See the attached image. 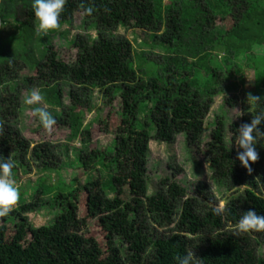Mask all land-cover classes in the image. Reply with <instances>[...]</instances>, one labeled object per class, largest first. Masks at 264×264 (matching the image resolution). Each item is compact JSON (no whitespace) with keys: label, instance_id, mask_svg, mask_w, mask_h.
Returning <instances> with one entry per match:
<instances>
[{"label":"trees","instance_id":"trees-1","mask_svg":"<svg viewBox=\"0 0 264 264\" xmlns=\"http://www.w3.org/2000/svg\"><path fill=\"white\" fill-rule=\"evenodd\" d=\"M32 2L0 1V158L14 163V178L29 154L17 122L23 68L37 72L25 75L26 86L38 81L43 101L55 111L64 99L59 81L70 82V139L80 138L82 147L73 161L62 165L54 161L50 143L33 149L32 156L44 170L56 171L58 180L53 184L51 175L41 177L35 199L27 202L20 193L14 216L0 221V264H177V256L193 252L195 264H264L249 231L227 229L237 227L250 209L264 214L263 194L247 189L232 195L228 214L217 215L207 204L212 199L208 194L203 193V200L188 196L177 176L161 179L157 192L150 193L146 175L152 139L170 143L176 133L186 131L190 143H200L204 118L215 97L227 89L226 79L252 70L255 91L264 97V0H66L61 15L83 12L86 22L100 31L93 40L89 34L77 35V57L71 64L58 57L48 36L36 33ZM9 25V39H3L2 31ZM121 26L150 31L159 38L156 46L162 54L154 59L151 51L141 49L134 60L131 42L114 33ZM94 89L104 93L109 105L120 97L121 107L114 111L127 132L109 152L90 149L91 126L84 125L82 110L78 111L92 110ZM260 113L264 103L241 124L230 126L232 142L240 126ZM215 124L209 149L214 180L221 186L245 173L227 153L226 120L218 118ZM258 127L264 131V122ZM256 151L258 158L264 155V137ZM98 165L107 170L105 180L89 175L81 185L76 178H64L73 171L91 174ZM115 174L126 179L127 194L118 192ZM257 175L264 184V166ZM197 191L203 192L202 186ZM85 194L87 216L97 219L105 232L104 246L83 233L87 218L79 216V201ZM43 196L51 197L49 205L60 206L53 226L45 230L28 218L45 206ZM175 222L169 235H157L155 225ZM254 241L259 245L258 238Z\"/></svg>","mask_w":264,"mask_h":264},{"label":"rangeland","instance_id":"rangeland-1","mask_svg":"<svg viewBox=\"0 0 264 264\" xmlns=\"http://www.w3.org/2000/svg\"><path fill=\"white\" fill-rule=\"evenodd\" d=\"M165 2L170 3V0H165ZM37 24L38 20L35 26ZM11 26L12 25H9L3 29V39L8 37L7 35L12 30ZM86 26L90 27V29H88L89 31H86ZM82 33L89 34L91 40L100 35V31L86 22L84 13L79 11L65 16L60 15L59 27L50 30L47 34L40 35L48 36L49 42L52 43L58 57L71 64L76 60L78 52V48L73 45V42L76 40L77 35ZM104 33L106 34L107 32L105 31ZM114 33L116 36L126 38L131 42L134 47L132 54L134 60L136 59V53L141 52V49L147 52L151 51L153 54L151 58L154 59H157L154 55L162 54L161 49L156 46L157 42L159 43V38L157 40L148 30L121 26L114 31ZM8 39L9 37L7 40ZM2 41L3 40L0 41V44ZM229 66V63H227L226 67ZM20 73L21 76L19 81L22 87L20 99L21 110L18 112L17 122L22 130L24 140L29 145V154H27L23 161L24 167H20L14 178H12L19 190V199L8 215L0 216V221H9L10 218L14 216L15 211L20 207V193L24 194L23 198L27 202L35 199L36 196L34 194L37 189H40L39 179L41 177L51 175L53 178L50 183L53 184L58 180L56 171L50 172L44 170L43 163L37 161V159L32 156L31 153L35 147L41 143H50L56 154L54 161L59 163V165L73 161L76 157V152L82 147L80 138L70 139L72 135L70 129V119L72 116L70 110L71 100L68 95L69 90L72 89L70 82L64 81V79L59 81V85L64 88V99L63 105L55 111L49 107L43 99L38 104L27 105L23 103V97L27 95L31 89L39 91V86L38 81H35L27 87L26 80H24L25 75H36V71L31 73L23 68ZM232 86H235V88H231ZM256 86L255 73L248 69L245 71L243 77L240 75L232 76L223 82V87H227V89L215 97L206 114L204 118L203 134L199 144L190 143L189 136L185 133L186 131L176 133L174 140L170 143L154 139L149 142L146 175L149 182L150 193L157 192L161 186L159 183L161 179L173 177V175H175L177 176V180L188 189V196L202 199L203 193L208 194L212 199L207 202V204L215 208H222V213L224 215L228 214L227 204L232 195L240 194V192H244L247 189H254L264 196V184L257 175L258 168L264 166V155L258 158L257 161H251V163H249L252 169V171L249 172L242 166L237 158V153L243 151V149L237 144L238 137L236 141L232 142L234 133L230 130V126L233 123L239 122L241 124L245 116L251 114L260 103H264V97H259L255 91ZM249 95L257 99H248ZM90 105L92 110H87L86 108L78 110H82L81 113H83L84 125L91 126L90 149L109 152L110 149L116 148V140L118 141L121 139L118 136L127 132L122 126L119 116L114 111V109H119L121 107L120 97L113 98L112 105H109L105 103L104 93L99 89H94L92 91ZM38 107H45L55 118L56 123L51 130H46L41 124L38 115L35 113V109ZM218 118H224L227 122L226 143L229 147L227 153L230 154L231 163L237 165V169L245 173L244 176L237 178L235 181H232V179L223 181L221 186L214 180L215 173L211 166L213 156L212 151L209 149V142L212 139V130L215 128V123ZM66 148H68L67 152H65ZM25 168H28V171H25ZM80 174L79 171H73L65 174L64 178L66 182L76 178L79 184L84 185L89 175H93L94 179L97 180H100L99 178L105 180L108 175L107 170L103 169L100 165H98L97 169L91 174ZM115 176V181L119 189L118 192L122 195L127 194L126 179L119 174H115ZM251 182L254 183V185H250ZM198 186H202L203 192L197 191ZM86 196V194L83 197L81 196L79 201V216L87 218V227L84 229L83 233L86 236H93L98 240L100 245L104 246L105 232L101 229L97 219H92L87 216ZM42 200L45 202V206L35 212H30L28 218L32 224L45 230L53 226L54 219L57 216L60 206L49 205L48 203L51 201V197L43 196ZM175 225L176 222L170 226L155 225L154 227L157 235L167 236L171 233L170 231ZM227 229L235 233L248 234L247 232H240L238 228L234 226L227 227ZM253 231L252 233L249 231L248 234L251 238V244L257 249L258 254L264 255V231ZM254 238L259 239V245L255 243ZM192 254L193 258L198 262L195 253L193 252Z\"/></svg>","mask_w":264,"mask_h":264},{"label":"clouds","instance_id":"clouds-1","mask_svg":"<svg viewBox=\"0 0 264 264\" xmlns=\"http://www.w3.org/2000/svg\"><path fill=\"white\" fill-rule=\"evenodd\" d=\"M66 0H33L32 9L38 20L36 33L47 34L50 30L59 27V17L64 10ZM89 13L92 11L88 9ZM43 99L41 93L36 89H31L23 97V103L27 105L38 104ZM248 99H257L249 95ZM39 120L46 130H51L56 123L55 118L45 107L35 109ZM264 122V113L255 115L250 123H244L239 128L238 145L243 151L237 153V158L249 172L252 171L249 161L258 160L256 144L261 137H264V131L258 127ZM14 163L10 158H0V216L8 215L13 206L19 199V190L12 179V169ZM214 213L219 215L222 208L213 209ZM237 228L240 232L255 230L264 231V214H258L254 210H248L240 217ZM177 264H195L192 253L176 257Z\"/></svg>","mask_w":264,"mask_h":264}]
</instances>
